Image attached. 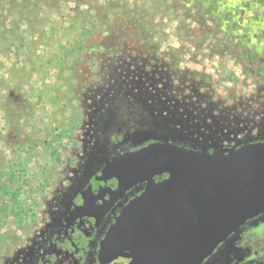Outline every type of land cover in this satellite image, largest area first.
<instances>
[{
    "label": "flooded vegetation",
    "instance_id": "af4514ba",
    "mask_svg": "<svg viewBox=\"0 0 264 264\" xmlns=\"http://www.w3.org/2000/svg\"><path fill=\"white\" fill-rule=\"evenodd\" d=\"M130 40L114 37L113 53L100 52L96 70L82 76L76 92L82 122L73 135L79 146L67 173L45 187L33 221L19 234L4 233L0 264H129V258L102 247L148 181L132 175L120 182L113 175L115 162L120 160L122 171L125 157L154 145L213 154L264 141V109L257 112L255 97L253 110L241 101L223 107L206 86L185 79L151 48ZM202 264H264V214L248 220Z\"/></svg>",
    "mask_w": 264,
    "mask_h": 264
},
{
    "label": "rangeland",
    "instance_id": "374dc122",
    "mask_svg": "<svg viewBox=\"0 0 264 264\" xmlns=\"http://www.w3.org/2000/svg\"><path fill=\"white\" fill-rule=\"evenodd\" d=\"M94 1L109 8L107 0ZM118 1L145 20L159 61L206 86L223 107L241 101L253 110L255 97L257 112L263 111L264 0ZM73 6L42 10V40L40 31L26 34L23 24V40H11L6 51L0 47V247L7 229L33 221L48 183L67 173L79 146L73 135L82 122L76 104L82 76L96 70L100 52L113 53V34L104 32L94 46L76 51L81 65L74 76L66 68L70 55H63L75 39L68 29Z\"/></svg>",
    "mask_w": 264,
    "mask_h": 264
},
{
    "label": "water",
    "instance_id": "95a60500",
    "mask_svg": "<svg viewBox=\"0 0 264 264\" xmlns=\"http://www.w3.org/2000/svg\"><path fill=\"white\" fill-rule=\"evenodd\" d=\"M125 158L122 171L115 162L113 175L148 183L122 210L102 248L129 264H202L264 214V141L213 154L154 145ZM160 174L167 178L150 180Z\"/></svg>",
    "mask_w": 264,
    "mask_h": 264
},
{
    "label": "trees",
    "instance_id": "16d2710c",
    "mask_svg": "<svg viewBox=\"0 0 264 264\" xmlns=\"http://www.w3.org/2000/svg\"><path fill=\"white\" fill-rule=\"evenodd\" d=\"M107 2L108 9L104 6L96 8L94 0H0L1 51H6L12 45L11 40H23L20 32L23 24L28 28L26 34L40 31V24L43 21L40 13L43 9L53 12L68 3L74 5L70 10L73 16L69 18L68 29L74 33L75 39L70 42L72 50L68 56L64 54L63 57L65 59L70 55V64H66V68L73 76L75 72L77 73L76 68L81 65L79 60L74 58L76 51L94 46L103 38L104 32H111L115 38L123 36L132 39L131 42L144 48H152L153 42L148 40L152 35L149 34L145 20L138 17L133 8L120 6L118 0H107ZM41 33L42 30L39 33V40H42ZM64 36L71 35L64 33ZM20 44L23 43L20 41ZM12 131H15L14 127Z\"/></svg>",
    "mask_w": 264,
    "mask_h": 264
}]
</instances>
